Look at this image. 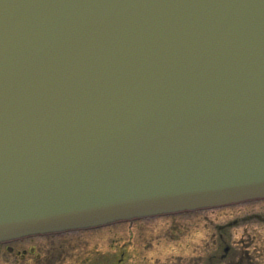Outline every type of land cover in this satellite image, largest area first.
I'll list each match as a JSON object with an SVG mask.
<instances>
[{
  "label": "water",
  "instance_id": "1",
  "mask_svg": "<svg viewBox=\"0 0 264 264\" xmlns=\"http://www.w3.org/2000/svg\"><path fill=\"white\" fill-rule=\"evenodd\" d=\"M261 200L264 0H0V243Z\"/></svg>",
  "mask_w": 264,
  "mask_h": 264
},
{
  "label": "rangeland",
  "instance_id": "2",
  "mask_svg": "<svg viewBox=\"0 0 264 264\" xmlns=\"http://www.w3.org/2000/svg\"><path fill=\"white\" fill-rule=\"evenodd\" d=\"M40 242L50 245V253L68 251L69 264L81 263L91 252L105 256L111 264H264V200L69 231L51 240L30 238L0 245V264L34 263L29 254L36 252ZM226 247L230 252L221 259ZM120 253L121 262L117 261Z\"/></svg>",
  "mask_w": 264,
  "mask_h": 264
},
{
  "label": "flooded vegetation",
  "instance_id": "3",
  "mask_svg": "<svg viewBox=\"0 0 264 264\" xmlns=\"http://www.w3.org/2000/svg\"><path fill=\"white\" fill-rule=\"evenodd\" d=\"M69 231H63V232H56V233H50V234H43V235H37L33 237H27V238H22V239H17V240H12L8 242H3L0 243V245H4L7 247L8 245L15 243L17 241H22L25 239H30V238H37V239H52L54 237L60 238L64 237V235H68ZM47 242H50L47 240ZM45 243H39L35 245L36 252L29 254L30 257L34 260V263L32 264H63V262L66 260L65 264H69V252H59V253H50V245L48 247H45L43 245ZM13 247L11 246L9 249L13 251ZM224 254H222L221 259L226 258V255L228 252H230L229 247L224 248L223 250ZM121 256L122 254L120 253V257H118L117 261L121 262ZM113 257L109 261H113ZM117 263V262H116ZM79 264H111L106 262V257H101V254L99 255L98 253H89L87 256H85L82 260L81 263ZM115 264V263H114Z\"/></svg>",
  "mask_w": 264,
  "mask_h": 264
}]
</instances>
